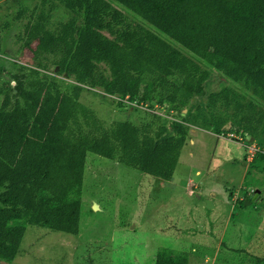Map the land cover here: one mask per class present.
<instances>
[{"label": "trees", "instance_id": "trees-1", "mask_svg": "<svg viewBox=\"0 0 264 264\" xmlns=\"http://www.w3.org/2000/svg\"><path fill=\"white\" fill-rule=\"evenodd\" d=\"M57 3L72 17L51 29ZM125 11L144 25L125 28ZM17 36L37 66L46 67L43 60L52 55L75 83L68 91L40 70L2 69L14 85L0 86V264L16 258L28 224L80 232L89 153L171 180L188 139L186 122L198 116L188 106L203 96L210 75L203 66L264 102V0H39ZM86 85L119 98L120 108L144 105L180 119L170 127L164 122L155 135L149 124L130 120L106 126L81 100ZM208 98L211 108L222 102L235 116L245 106L229 87ZM248 106L254 110L255 101ZM258 156L264 157L258 152L255 162ZM155 264H188V256L164 248Z\"/></svg>", "mask_w": 264, "mask_h": 264}, {"label": "rangeland", "instance_id": "rangeland-1", "mask_svg": "<svg viewBox=\"0 0 264 264\" xmlns=\"http://www.w3.org/2000/svg\"><path fill=\"white\" fill-rule=\"evenodd\" d=\"M38 2L0 0V86L6 81L14 85L2 69L15 72L21 64L56 78L71 91L75 81L59 71L56 57L47 54L46 67H39L18 40ZM24 8L23 19L17 20ZM125 12V28L144 25ZM71 17L57 3L48 26L55 29ZM6 22L10 27L4 26ZM203 67L210 75L203 96H194L188 106L198 116L186 122L188 139L171 180L89 153L80 232L68 234L28 224L16 258L2 264H155L158 250L164 248L186 254L188 264H264L259 261L264 258V157L253 160L258 152L264 155V123L257 122L264 118V102L242 83ZM226 87L238 93L245 105L237 116L232 106L224 108L222 102L210 107L209 94ZM102 94L101 89L86 85L81 100L106 126L130 120L141 127L149 124L150 134L155 135L164 122L170 127L171 121L180 119L173 112L144 105L120 108L119 98ZM250 101H255L254 110L248 106ZM156 112L159 117L154 116ZM239 126L246 129L245 134L235 132Z\"/></svg>", "mask_w": 264, "mask_h": 264}, {"label": "water", "instance_id": "water-1", "mask_svg": "<svg viewBox=\"0 0 264 264\" xmlns=\"http://www.w3.org/2000/svg\"><path fill=\"white\" fill-rule=\"evenodd\" d=\"M154 104H155V102H153ZM98 208V205L97 204H95L94 205V209H97Z\"/></svg>", "mask_w": 264, "mask_h": 264}, {"label": "clouds", "instance_id": "clouds-1", "mask_svg": "<svg viewBox=\"0 0 264 264\" xmlns=\"http://www.w3.org/2000/svg\"><path fill=\"white\" fill-rule=\"evenodd\" d=\"M160 110H161V109H160ZM160 110H159V111H160Z\"/></svg>", "mask_w": 264, "mask_h": 264}]
</instances>
